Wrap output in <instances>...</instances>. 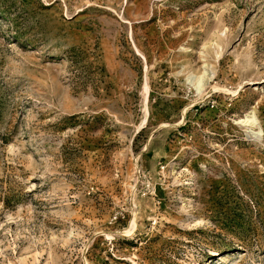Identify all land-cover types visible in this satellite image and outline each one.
Wrapping results in <instances>:
<instances>
[{
  "label": "rangeland",
  "instance_id": "1",
  "mask_svg": "<svg viewBox=\"0 0 264 264\" xmlns=\"http://www.w3.org/2000/svg\"><path fill=\"white\" fill-rule=\"evenodd\" d=\"M0 264H264V0H0Z\"/></svg>",
  "mask_w": 264,
  "mask_h": 264
},
{
  "label": "bare ground",
  "instance_id": "2",
  "mask_svg": "<svg viewBox=\"0 0 264 264\" xmlns=\"http://www.w3.org/2000/svg\"><path fill=\"white\" fill-rule=\"evenodd\" d=\"M198 83H199V82H198ZM197 87H198V85H197ZM253 118H254V117H252V118H250V119H247L246 122L248 123V122L253 121V120H254Z\"/></svg>",
  "mask_w": 264,
  "mask_h": 264
}]
</instances>
